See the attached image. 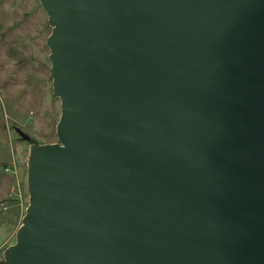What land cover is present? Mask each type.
Returning <instances> with one entry per match:
<instances>
[{"label": "water", "instance_id": "obj_1", "mask_svg": "<svg viewBox=\"0 0 264 264\" xmlns=\"http://www.w3.org/2000/svg\"><path fill=\"white\" fill-rule=\"evenodd\" d=\"M57 144L30 146L0 264H264V0H38Z\"/></svg>", "mask_w": 264, "mask_h": 264}, {"label": "rangeland", "instance_id": "obj_2", "mask_svg": "<svg viewBox=\"0 0 264 264\" xmlns=\"http://www.w3.org/2000/svg\"><path fill=\"white\" fill-rule=\"evenodd\" d=\"M50 35L38 0H0V209H8L0 214V259L15 244L29 202L30 146L14 130L38 146L57 144L61 112L49 74Z\"/></svg>", "mask_w": 264, "mask_h": 264}, {"label": "built area", "instance_id": "obj_3", "mask_svg": "<svg viewBox=\"0 0 264 264\" xmlns=\"http://www.w3.org/2000/svg\"><path fill=\"white\" fill-rule=\"evenodd\" d=\"M8 211V209H6V208H1L0 209V214H4V213H6Z\"/></svg>", "mask_w": 264, "mask_h": 264}, {"label": "crops", "instance_id": "obj_4", "mask_svg": "<svg viewBox=\"0 0 264 264\" xmlns=\"http://www.w3.org/2000/svg\"><path fill=\"white\" fill-rule=\"evenodd\" d=\"M13 221H14V220H13ZM15 221H16V219H15ZM18 222H19V219H18V216H17V222H16V223H17V228H18Z\"/></svg>", "mask_w": 264, "mask_h": 264}]
</instances>
